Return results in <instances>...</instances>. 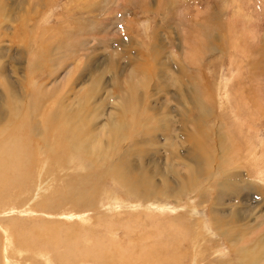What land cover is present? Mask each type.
Masks as SVG:
<instances>
[{
  "label": "rangeland",
  "instance_id": "rangeland-1",
  "mask_svg": "<svg viewBox=\"0 0 264 264\" xmlns=\"http://www.w3.org/2000/svg\"><path fill=\"white\" fill-rule=\"evenodd\" d=\"M117 103L118 108H113ZM0 107V140L11 148L12 138H18L31 163H36L37 168L27 170L35 168V179L26 181L52 182L57 191V204L45 213L34 202L24 205L23 186H11L10 173L0 176V203L8 205L0 204V209L5 207L0 211L5 263L30 264L32 248L38 257L31 264H44L54 254L29 242L24 257L17 255L7 224L20 226L21 237L28 239L43 219L57 218L64 228L84 214V222L77 225L81 232L68 234L80 250L98 244L115 262L118 255L112 240L121 243L119 251L125 258L133 253L130 256L143 264V257H152L157 241L168 240L169 245L160 250L176 254L180 264H261L264 0H0ZM67 108L78 114H73L69 130L59 120L63 111L66 118L72 115ZM85 119L92 123L88 130L97 124L96 148L107 138V129L100 131L101 126L114 122L122 132L115 135L118 170L108 168L112 162L103 155L95 159L64 143L68 131L83 133ZM196 140L205 142L209 158L195 153ZM114 141L112 135L103 147H111ZM39 149L51 162L50 170H42L46 177L39 174ZM58 158H62L60 166ZM69 158H74V164H69ZM198 159L195 166L202 171L196 177L185 162ZM142 161L151 166L145 169L157 186L166 179L170 190H179L169 198L155 191L146 194L147 174L137 178L131 171ZM95 162L103 163L106 174H94ZM67 165L70 169L65 173L58 171ZM70 175L74 178L68 181ZM76 190L73 198L67 194ZM84 190L80 205L72 206ZM40 195L39 199L45 197ZM18 200L25 208L10 209L18 206ZM165 203L169 208L159 212L147 209ZM134 204L139 207L134 209ZM98 213H103L99 219ZM173 220L180 227L176 236L157 239L151 233L153 223L159 222V229ZM236 245L245 247L244 261ZM154 257L158 261L156 250ZM54 259L50 264H60ZM82 262L77 264L100 260Z\"/></svg>",
  "mask_w": 264,
  "mask_h": 264
},
{
  "label": "bare ground",
  "instance_id": "bare-ground-1",
  "mask_svg": "<svg viewBox=\"0 0 264 264\" xmlns=\"http://www.w3.org/2000/svg\"><path fill=\"white\" fill-rule=\"evenodd\" d=\"M32 46V45H31ZM34 60V59H33ZM35 62V61H34ZM35 64V63H34ZM38 64V63H37ZM39 65V64H38ZM4 78V77H3ZM2 80V79H1ZM5 82V81H4ZM8 83V82H6ZM7 85V84H6ZM10 90V89H9ZM9 90L7 88V91H8V94H9ZM6 91V89H5ZM37 91V90H36ZM11 95V94H10ZM34 96V95H33ZM131 95H129L130 97ZM41 97H43L41 95ZM40 97V98H41ZM10 98V97H8ZM37 101L40 100L38 98H36ZM121 99V97H120ZM129 99V98H128ZM132 99V98H131ZM36 101V102H37ZM36 102L33 103V105L36 104ZM9 103V102H7ZM6 103V104H7ZM38 103V102H37ZM130 104V102L128 103ZM135 104V103H134ZM51 105V104H50ZM115 106H113V108H115L117 106L118 108V103L117 104H114ZM12 106V105H11ZM37 106V104L35 105ZM133 106V105H132ZM38 107V106H37ZM124 107V104L123 103H120L119 105V109L121 111V113H124L125 110H121L122 108ZM1 108V107H0ZM35 108V107H34ZM50 108V107H49ZM68 108H70L68 106ZM66 109L67 110V113L71 112L69 109ZM55 109V108H53ZM61 109V108H60ZM85 109V108H84ZM88 109V108H87ZM37 110V109H36ZM59 110V109H58ZM64 110V109H63ZM69 110V111H68ZM91 110V109H90ZM115 110V109H114ZM14 109H12V112L13 113ZM80 111V110H79ZM8 112V111H7ZM10 112V111H9ZM87 112V111H86ZM15 113H16V110H15ZM65 113V111L61 112V117L59 118V120H61V122L63 124H68V130H69V125L70 123H72L73 125V122H72V118L73 120L74 119V116L72 113V115H70L69 117L66 118V113H65V117L62 116V114ZM70 113V114H71ZM76 113V112H75ZM81 113V112H80ZM79 113V114H80ZM29 114V113H28ZM83 114V112H82ZM1 115V114H0ZM14 114H12L13 116ZM19 115V114H18ZM55 115V114H54ZM75 115V114H74ZM78 115V114H77ZM75 115V116H77ZM93 115V114H92ZM124 115V114H123ZM81 116V115H80ZM88 116V114H87ZM118 119L120 118L119 116V113H118ZM3 117V116H2ZM14 117V116H13ZM17 117V116H16ZM14 117V118H16ZM53 117V116H52ZM82 117V116H81ZM93 117V116H92ZM1 118V116H0ZM51 118V117H50ZM84 118L85 117H82L81 119H83L82 121L84 122ZM90 118V117H89ZM94 118V117H93ZM13 118H11L12 120ZM122 119V118H121ZM3 120V119H2ZM10 120V119H9ZM78 120V119H77ZM76 120V121H77ZM86 120V119H85ZM120 120V119H119ZM87 123L84 124V126H86L85 130L82 131L83 133L81 134V132L79 131L78 134H77V131L75 132H69L68 130V134L70 138L68 137H64V143H68V147L70 150H74V152L76 151H80L84 154H87L88 156L90 157H93L95 159H99L101 155H103L104 157L108 158L111 160V164H109L110 166L108 168H113V169H116L115 167V164L116 162L114 161V157L117 155V151L119 150V147L117 145L118 143V140L117 137L115 135H119L122 133L120 130H118V128H115L114 127V122H112L111 124H105L103 126L100 127V131H101V128L102 130L104 131L105 129H107V132L105 133V136L107 137L106 138V141L110 138H112V135L114 136V142L112 144V146L110 147L109 145L106 146V147H103L105 144H108L106 141H101L99 143V146L101 148H96L94 146V139L93 137L96 136V129H97V124L94 125L95 129L94 128H91L90 130H88L89 128L87 127L88 125L92 124L91 121L88 122V120H86ZM9 122V121H8ZM19 122V121H18ZM80 122V121H79ZM2 123V122H1ZM4 123V121H3ZM2 123V124H3ZM82 123V122H81ZM83 124V123H82ZM20 125V124H19ZM241 125V124H240ZM30 126V125H29ZM75 126V125H74ZM83 126V127H84ZM3 127H0V133H1V130H2ZM39 129H41V125L40 127H38ZM80 128V127H79ZM88 128V129H87ZM244 128V127H243ZM25 129V128H24ZM30 130V129H29ZM78 130V129H76ZM31 131V130H30ZM35 131V130H33ZM58 132V131H57ZM39 133V132H38ZM59 133V132H58ZM107 134H110V135H107ZM1 135V134H0ZM104 136V137H105ZM59 137V136H58ZM191 137L193 138V135H191ZM147 138H144L142 141H145ZM193 141H194V138H193ZM61 142V141H60ZM8 143L6 140L5 142L1 141L0 140V176H3L2 174H6V173H10L11 174V178H10V184H12L11 186H18V185H21L23 186L22 189H23V194H22V202H24V205H29L31 203H35L37 206H39L45 213H50V209L53 208V203H56L57 204V197H55V193L57 192L55 189H54V186L52 185V182H49L51 184H49L48 182L47 183H43L40 182L38 185L35 183L33 184L31 182V184H29L27 180L29 181H32L33 179H35V175H36V172H35V168L36 167V163L34 164V162L31 163L32 161V158L31 156H28L27 155V150L24 146V144L21 143V141L17 138H12V141H11V144L9 145L11 148H8V145L6 144ZM196 143V150H195V153L199 155V157H203V158H209V154L207 153L206 149L204 148V143L201 142V140H196L195 141ZM49 145V144H48ZM62 149L61 152H64L65 151L63 150V148H60ZM222 151H224V149L222 148ZM38 154V160L39 163L41 164V168L39 167L40 171H39V174L42 173V170H50L49 168V165L48 163L50 162L49 158H45L47 156V154H45L43 152L42 149H39L37 151ZM191 153V152H190ZM261 154V153H260ZM264 155V154H263ZM44 156V157H43ZM261 157V156H260ZM260 157L257 156L258 159H260ZM264 157V156H262ZM35 159V158H33ZM264 158H262L263 160ZM42 160V162H41ZM135 160V159H134ZM261 160V159H260ZM261 160V161H262ZM58 163V166L61 165L62 163V158H58L56 160ZM69 164H74L75 160L74 158H69L68 160ZM67 162V164H68ZM144 161L142 162H139V165L138 166H135L133 165V167L131 166V171H135L133 172V174H136L137 178L139 177V175H144V174H147V177L145 178V184L147 186V192L146 194H149V195H152V191H155V192H158L160 195H162L161 197L163 198H169L171 196H173L172 194V191L173 190H179V189H173V190H170V184L169 182L164 179L162 180L163 182L160 184V186H157L155 184V181H154V178H153V174L148 172L146 168H148L149 166L146 165L145 163H143ZM199 162V159L197 160H188L186 161V165L188 166L189 170L191 172L194 173V175L196 177H199L200 176V172L202 171V167L200 166H195L196 163ZM136 163V162H135ZM47 164V165H46ZM51 164V162H50ZM70 164V165H71ZM134 164V163H133ZM146 166H145V165ZM69 165V166H70ZM260 165V164H259ZM32 167H35L33 169L34 172H31L29 173V171L27 172V170L29 169V167L31 168ZM68 166V165H67ZM61 166V169H59L58 171L60 172H63L65 173L68 169H70V167L68 166ZM261 166V165H260ZM67 167V168H66ZM72 167V166H71ZM93 168H95V175H99L101 172H103L104 174H106L105 170H103V163H93L92 165ZM136 167V168H135ZM151 167V166H150ZM259 167V166H258ZM135 168V169H134ZM262 168V167H261ZM25 169V170H24ZM118 170V169H116ZM24 171L25 174L22 172ZM53 171V170H52ZM260 171V170H259ZM137 172V173H136ZM154 172V171H153ZM189 172V171H188ZM263 172V171H262ZM38 173V171H37ZM44 173H48V172H44ZM49 174V173H48ZM47 174V175H48ZM162 174V173H161ZM41 175H44V174H41ZM264 176V175H263ZM39 177V176H38ZM43 178V176H41ZM40 177V178H41ZM44 177H46L44 175ZM50 177V175H49ZM52 177V176H51ZM162 177L164 178L163 174H162ZM8 178V177H7ZM54 178V177H53ZM57 177H55L56 179ZM70 181L72 180L74 177L73 175H70L67 177ZM2 179V178H0ZM45 179V178H44ZM48 179V178H47ZM53 179V181L55 180ZM46 180V179H45ZM44 180V181H45ZM5 181V180H4ZM3 181V182H4ZM8 181V180H6ZM36 181V180H35ZM50 181V180H49ZM56 181V180H55ZM58 182V181H57ZM56 182V183H57ZM0 184H2V181H0ZM5 185L7 183H4ZM10 184H7V185H10ZM63 186V185H62ZM5 187V186H4ZM10 187V186H9ZM3 188V187H2ZM16 189V188H15ZM18 190V189H17ZM21 190V189H20ZM1 191V190H0ZM106 191V188H102V191L101 192H105ZM86 190L82 191L80 194H79V197L73 201L72 203V206L75 207V205H80V202L85 194ZM140 192V190H139ZM138 192V194H139ZM10 193V192H9ZM9 193H8V196H9ZM40 193H44L45 196L43 199H39L40 198ZM11 194V193H10ZM70 197H74L76 194H77V190L75 192H73L72 194H70L69 192L67 193ZM137 194V193H135ZM13 195V193H12ZM17 195V194H16ZM16 195H13V196H16ZM5 196V195H4ZM17 197V196H16ZM12 198V197H10ZM20 198V197H19ZM42 198V197H41ZM6 199V198H5ZM8 201V200H7ZM10 201V200H9ZM6 202V201H5ZM1 204V203H0ZM5 203L1 204L4 205ZM13 204V203H12ZM18 206L15 207V204L13 206H10V209H22V208H25V206L20 205L19 203V200L17 202ZM92 204H95V202H92ZM7 205V202L4 206ZM11 205V204H9ZM8 206V205H7ZM60 206V204H59ZM3 207V206H2ZM136 207H139L138 205L135 206V204L133 205V208L135 209ZM164 208H169L167 206V204H163L162 206H147V209L149 210H157V212L161 211V209H164ZM8 209V208H7ZM5 210V207L4 208H1L0 211H4ZM76 210V208H75ZM15 212V211H14ZM176 212V211H175ZM16 213H18V211H16ZM48 215V214H47ZM103 215V213H98L97 214V218L99 219L100 216ZM50 216V215H48ZM84 216V214L81 215V219H79L77 222H69L68 223V226L67 227H64L63 226L65 225L63 222H58V219L57 218H53V217H48L47 219H43L40 224L36 225L31 231H34L32 232V234H30V238L32 239L31 241L29 240L30 238L28 239H24L23 237H21L22 235V229H20L18 226L16 228V226L13 224L12 228H9L8 227V224H7V229L9 230V234L11 235V240L13 242V248H15V252L17 255L19 256H23L22 253L23 251L28 247V246H31V245H27V247L25 246L27 243L29 242H37L39 243V246H44L45 248H47V250L51 249L52 252L54 254H51L49 251L48 253H50V260H46V263L44 264H50L51 261H55L54 257L56 259L59 260L60 264H77L78 262H82V261H86L87 263H89L90 260H94V259H99L100 262L99 264H143V263H138V260L135 256H130V254H133V253H129V256L127 258H125V256L119 251V248H123L121 246V243L118 242L117 240H112V242L115 244L113 246V249L114 251L117 253L118 255V258H117V261L115 262L112 258H111V255L108 253V251H106L105 249H103L101 246H99L98 244L94 247L90 246L89 245H85L84 248H81L80 250V247L78 246L77 243L74 242L73 238L68 234V232H75L78 234V232H81L80 228L77 226L78 223H81V222H84V220L82 219V217ZM233 216L234 218H236L237 216V213H233ZM15 217V216H14ZM213 218H216L218 219L217 216H212ZM12 219V218H11ZM40 220V219H39ZM1 223H3V219L0 220ZM159 222H155L153 223V228L154 230L151 232L155 238L157 239H160V236H166V237H173V236H176V233L178 231V226L176 224V220H173V221H170V224H164V227L162 228H159L157 229V225H158ZM179 223V222H178ZM181 224V223H180ZM32 225V224H31ZM61 225V226H60ZM198 225V224H197ZM198 227V226H197ZM260 228V227H259ZM183 230V229H182ZM25 231V230H24ZM180 232V231H179ZM86 234L88 235L89 233L86 231ZM185 237H183L184 239ZM197 238H194L193 240L195 242H197L196 240ZM168 240H164V241H157V243L153 246L155 249L152 250L150 252V255L152 256L151 258H146L144 259V257L142 258L143 260H146V262L144 264H180L179 261V258H177L176 254H173L174 256L172 255H168V254H165L163 251H161V247H164V246H167L169 245L167 243ZM171 241L174 243V239L172 238ZM99 242V240L97 241ZM11 241L8 239L7 241V244L10 245ZM61 243L62 244V249H60V247L58 246V244ZM155 243V242H154ZM32 244V243H31ZM35 244V243H34ZM172 245V244H171ZM174 245V244H173ZM240 245V244H239ZM262 245V244H261ZM3 244L0 243V252H1V248H2ZM25 246V247H24ZM37 246V245H36ZM152 246V245H151ZM194 246L196 247V243L194 244ZM237 246V245H236ZM263 246V245H262ZM238 247V250H239V254H242L243 250L245 249L244 246H237ZM30 248V247H29ZM32 248V247H31ZM40 248V247H37V249ZM129 248H131V245H129ZM182 248V247H181ZM254 248H256V245L254 246ZM34 248H32V251H33ZM36 249V248H35ZM237 249V248H236ZM30 250V249H29ZM155 250L158 252L159 254V258H158V261H155L154 260V253H155ZM163 250V249H162ZM31 252V255L34 253V251ZM38 251V250H37ZM36 251V253H37ZM111 251V250H110ZM167 251V249H166ZM170 251V250H169ZM2 252H3V259L1 260V256H0V264H7L5 263V260H6V257H5V249L2 248ZM26 252H28L26 250ZM40 252V251H39ZM189 252V251H188ZM257 252V250H254L253 253ZM44 254H42V258L43 260H45L46 258V255L47 253L43 252ZM169 253V252H168ZM177 253V252H176ZM179 253V251H178ZM35 254V253H34ZM30 255L29 257L33 260L35 258H37L38 256L35 257V255ZM38 254V253H37ZM27 254L25 253V256ZM39 255V254H38ZM67 256H70V260L67 258ZM113 256V255H112ZM24 257V256H23ZM35 257V258H34ZM140 258V257H139ZM263 259L261 260V264L264 263V257H262ZM40 259V257L38 258ZM261 259V257H260ZM32 260V261H33ZM132 261V262H128V261ZM245 260V256L242 254V261ZM251 261H255V257H252L250 258ZM31 261V262H32ZM40 261V260H39ZM142 261V260H141ZM7 262V261H6ZM30 262V264H31ZM36 262V261H35ZM38 262V261H37ZM42 262V261H41ZM84 263V262H82ZM91 263V262H90ZM12 264V263H11ZM25 264V262H24ZM35 264V263H34Z\"/></svg>",
  "mask_w": 264,
  "mask_h": 264
}]
</instances>
